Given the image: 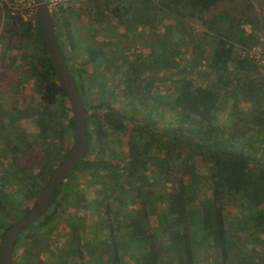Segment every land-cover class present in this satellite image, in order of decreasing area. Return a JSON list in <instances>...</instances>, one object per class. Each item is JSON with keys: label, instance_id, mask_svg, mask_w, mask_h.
Returning a JSON list of instances; mask_svg holds the SVG:
<instances>
[{"label": "trees", "instance_id": "trees-1", "mask_svg": "<svg viewBox=\"0 0 264 264\" xmlns=\"http://www.w3.org/2000/svg\"><path fill=\"white\" fill-rule=\"evenodd\" d=\"M89 1L94 7V24L110 37L115 35L112 15L126 34L141 25L153 29L165 16L178 22L201 21L204 36L210 39L208 82L199 86L191 76L181 75L172 82V97L159 96L152 92L145 70L167 69L173 64L164 50H152L147 60L128 63L122 71L126 65L122 53L110 50L109 42H94L93 37L82 48L83 34L73 28L68 16H61L57 23L53 20L68 6L54 10L51 19L55 38L86 115L87 146L81 162L52 192L48 210L28 227L25 251L14 264H36L39 252L48 248L53 226L64 212L63 203L71 201L76 177L83 170L90 176L88 184L97 187L93 206L105 211L103 247L107 249L109 264H124L121 253L129 254L136 264H163L165 259L168 264H195L198 253H212L210 264H264V80L244 78L236 82L238 89L255 102V110L242 113L247 118L244 124L239 122L240 112L226 110L221 94L223 88L233 83L228 75L231 65L247 77L255 73L253 63L236 49L259 44V20L246 11L240 10L237 16L230 13L227 6L241 0ZM101 1L102 11L98 8ZM244 8L248 11L252 7L246 4ZM246 24L250 33L243 29ZM3 40L4 53L23 45L32 49L24 54V75L33 80L32 89L39 98L43 144L39 153L26 160L25 167L6 168L0 173V239L9 226L33 207L53 169L71 147L67 138L73 136L71 105L54 76L37 17L31 24L7 14ZM82 51L86 59L72 62L70 54L78 57ZM87 67L96 75L84 78ZM100 72L119 73L121 96L98 75ZM222 116L227 124L219 121ZM127 129L128 150L123 155L114 144ZM18 149L13 148L12 152ZM93 153L97 157L88 160ZM105 153L107 158L103 159L100 155ZM150 162L173 183L154 199L153 185L144 174ZM34 168L38 169L35 176L25 174ZM202 186L207 191L198 200ZM135 200L141 203L138 209L112 212L113 202L127 206L134 205ZM22 201L31 205H23ZM158 202L164 203L163 211L158 212ZM230 207L239 210L237 234L226 229L224 212ZM150 214H155L154 226L149 224ZM69 226L70 239L56 256L58 264H73L72 259H81L84 250H91L81 244L79 233L84 222L74 220ZM249 245L252 248L246 249ZM256 246L258 252L254 250ZM89 254L94 259L96 250ZM95 264H101L99 257Z\"/></svg>", "mask_w": 264, "mask_h": 264}, {"label": "rangeland", "instance_id": "rangeland-1", "mask_svg": "<svg viewBox=\"0 0 264 264\" xmlns=\"http://www.w3.org/2000/svg\"><path fill=\"white\" fill-rule=\"evenodd\" d=\"M246 4L252 7L248 11L244 8ZM103 7L104 3L101 1L98 4V8L102 11ZM227 7L230 9L229 11L232 15H240L239 11L241 10V12L246 11V14L252 17L255 16L259 20L261 27L257 35L258 40L259 43L264 44V0H241ZM93 8L89 0L76 1L68 5L65 12L57 15L55 14V16L53 15V20L57 23L61 16H68L72 21L73 28H78V33L83 34V38H80L82 48L87 45V41H90V37H93L91 40L97 43L109 42L111 45L110 50L114 49L117 54L122 53L124 57L126 65L122 68V71L125 70L128 63L137 60H147L151 56L150 53L152 50H164L163 53L165 55L172 57L171 61H173V64L167 69H154L152 67L151 69L145 70V76L149 77L152 84V92L158 93L159 96L165 94V96L172 97L174 93L172 82L181 75L191 76L199 86L207 84L206 64L210 54L207 45L210 39L204 36L205 28L201 21L184 20L178 22V20L173 17L165 16L163 20L158 21L153 29L141 25L132 33L126 34L118 25L115 16L112 15L111 21L115 28V35L110 37L111 34L104 33L101 28L99 29V27L94 24L91 18V15H93ZM106 14H108V12H106ZM243 29L246 33H250L251 31L249 24L244 25ZM87 32L88 34H86ZM77 35L80 36L79 34ZM195 47L196 50L194 51ZM4 50L5 42L2 36V48L0 49V173L6 168H11L13 170L14 168L25 167L26 160L31 159L33 155L39 153L43 144L40 138L39 128V98L32 89L34 86L33 80L27 79L24 75V54L25 52H31L32 49H27L23 45L21 48L5 51V53ZM106 50L108 51L107 48ZM240 50L242 49L237 48L236 52L239 53ZM165 55L163 58L167 60V56L165 57ZM70 58L72 62L76 61L80 63L86 59V56L82 51L78 54V57L71 53ZM94 75H96V73L92 72L91 67H87L86 73H83L84 78H91ZM98 75L108 82L110 87L115 90L114 92L116 94L121 96L123 86L119 84V73L113 75L110 72H100ZM228 75L233 83L222 89L221 94L224 97L222 103L225 105L226 110L233 108L236 112H240L239 122L240 124H244L247 118L243 117V114L247 111L255 110V102L247 97L245 92H241V90L238 89L239 87L236 86V82L244 78L257 81V76L253 74L247 77L243 72L236 71L233 65L230 66ZM262 103L264 104V100ZM256 108L258 109L259 106H256ZM219 121L227 124V120L224 116L220 117ZM128 130L129 129L121 132L115 140V142L118 140L117 143L114 144L116 150L123 155H125L128 150ZM22 138L25 140V144H23ZM67 142V145L71 146L73 143V136L72 138H67ZM15 147L19 148L18 151L12 152V149ZM95 153L89 155L87 159L93 160L96 158L97 156ZM100 156H102L103 159L107 158L106 153ZM158 157L161 158L162 154H159ZM196 166L198 168L200 167V159L196 161ZM146 168L144 174L148 176V181L153 185L151 189V199H154L156 195L170 188L173 183L168 181L165 178V174L161 173L153 163H148ZM37 172L38 169L34 168L32 171H25V174L28 176H35ZM89 180L90 176L86 170L81 171L77 175L75 180L77 185L70 193L73 197L71 201L64 202V212L59 215L60 219L54 230L55 232L51 233L50 238L53 243L52 246L56 248L62 247L67 244L70 239V231L68 230L67 222H70L72 217L85 218L87 220L88 229L87 233H83V246L86 245L91 247V250H96V256L93 259L89 254L91 250H84L82 258L76 260L72 259V263L95 264L99 257L101 264H109L106 253L107 249L103 247L104 238L101 239L99 235L98 240H96L95 231L91 228V224L93 225L92 222H95L97 218L96 216L104 218L105 211L103 209L99 210V208L98 212L95 210L96 208L93 206V203L97 187L88 184ZM144 190H147L146 186H144ZM206 191V187L202 186L197 193L198 200L204 198ZM21 200L22 199H20V202ZM71 202L78 203V205H72ZM134 202V205L130 203L127 206H122L121 203H118V206L117 203L113 202L112 212L122 211L129 213L133 209H138L141 203L136 200ZM22 204L31 205V202L27 201L23 203L22 201ZM164 208L165 205L163 202L157 203L158 212L163 211ZM224 215L226 229L232 234H237L235 225L239 219V210L235 207H230L225 209ZM155 218V214H150L149 224L151 226L155 225ZM103 232L106 234L104 228ZM22 238L24 242V236ZM88 238L90 239L88 240ZM247 248H252V245L247 246L246 249ZM254 250L258 252L257 246ZM121 254L124 264H136L135 260L132 259L129 254ZM48 255L47 252L41 254V264H52L49 262L50 259ZM195 258V264H210L214 255L212 253H198ZM163 264H168L167 259H165V263Z\"/></svg>", "mask_w": 264, "mask_h": 264}, {"label": "water", "instance_id": "water-1", "mask_svg": "<svg viewBox=\"0 0 264 264\" xmlns=\"http://www.w3.org/2000/svg\"><path fill=\"white\" fill-rule=\"evenodd\" d=\"M36 7L38 30L54 76L66 93L72 109L73 143L62 161L53 169L36 203L21 219L4 232L0 240V264H13V253L19 235L47 210L56 186L63 182L85 156L87 146L86 115L78 88L63 59L55 38L51 10L44 0H30Z\"/></svg>", "mask_w": 264, "mask_h": 264}, {"label": "built area", "instance_id": "built-area-1", "mask_svg": "<svg viewBox=\"0 0 264 264\" xmlns=\"http://www.w3.org/2000/svg\"><path fill=\"white\" fill-rule=\"evenodd\" d=\"M80 0H44L48 8L53 12L58 7H67ZM19 16L22 20L34 24L37 17L36 7L30 0H0V49L2 48V36L5 18L7 16ZM255 66L256 78L264 80V44L259 43L251 48L240 50Z\"/></svg>", "mask_w": 264, "mask_h": 264}, {"label": "flooded vegetation", "instance_id": "flooded-vegetation-1", "mask_svg": "<svg viewBox=\"0 0 264 264\" xmlns=\"http://www.w3.org/2000/svg\"><path fill=\"white\" fill-rule=\"evenodd\" d=\"M68 177V176H67ZM66 181V179L63 181V182H65ZM71 198L73 197L72 196V194H71V196H70ZM37 201V200H36ZM36 201H35V203H36ZM34 203V204H35ZM49 204H50V202H49ZM71 204L72 205H78V203H73V202H71ZM48 208H49V206H48ZM48 208H47V210H48ZM63 208H64V203H63ZM84 208V207H83ZM103 208H99V210H102ZM46 210V211H47ZM97 212L99 211L98 210V208L96 207V209H95ZM45 211V212H46ZM44 212V213H45ZM60 212V211H59ZM43 213V214H44ZM97 218H96V220H95V222H92L93 223V225L91 224V228H93V230L95 231V236H96V240H98V237H99V235H100V237H101V239H103V234H104V232H103V221L105 220L103 217H98V216H96ZM60 219V218H59ZM59 219H58V221H59ZM38 220V219H37ZM74 220H81L82 222H84V229H83V231L82 232H80L79 233V235H80V238H81V241L83 240V238H84V236H83V233H87V229H88V224H87V220L85 219V218H80V217H76V218H74V217H72L71 218V220H70V222H67V225H68V230L70 231V226H69V224H71V222H73ZM58 221H57V223H58ZM69 223V224H68ZM57 225V224H56ZM56 225H54L53 226V231L52 232H55L54 230L56 229ZM95 227V228H94ZM27 232H29V229H28V227L25 229V230H23L22 232H21V234L19 235V237H18V240L20 239V241L18 242V240H17V242H16V245H15V248H14V253H13V264H14V261H15V259L17 258V257H19L24 251H25V245H24V242L22 241V237L27 233ZM51 236V235H50ZM90 238H88V240H89ZM23 242V243H22ZM85 242V241H84ZM87 242V241H86ZM81 244L83 245V241L81 242ZM53 245V243H52V240H51V238H50V245L48 246V248H44V249H42L40 252H39V254H38V258H37V261H36V264H41L42 262H41V254H43V253H45V252H47L49 255V259H50V261L49 262H51L52 264H58L57 263V261H58V259L56 258L55 259V256H58V254H60V253H62V251H63V249H62V247L63 246H65V245H63L62 247H60V248H56V247H54V246H52ZM52 246V247H51ZM86 246V245H85ZM90 251V250H89ZM97 251H98V249H97ZM84 253V252H83Z\"/></svg>", "mask_w": 264, "mask_h": 264}]
</instances>
